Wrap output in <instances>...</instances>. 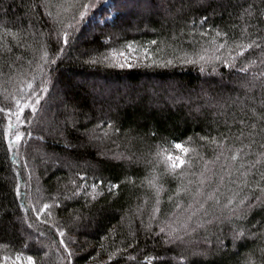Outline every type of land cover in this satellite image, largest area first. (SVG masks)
I'll use <instances>...</instances> for the list:
<instances>
[{"label":"trees","instance_id":"trees-1","mask_svg":"<svg viewBox=\"0 0 264 264\" xmlns=\"http://www.w3.org/2000/svg\"><path fill=\"white\" fill-rule=\"evenodd\" d=\"M87 1L0 0V264H264V0Z\"/></svg>","mask_w":264,"mask_h":264},{"label":"rangeland","instance_id":"rangeland-1","mask_svg":"<svg viewBox=\"0 0 264 264\" xmlns=\"http://www.w3.org/2000/svg\"><path fill=\"white\" fill-rule=\"evenodd\" d=\"M109 1L110 0H88L85 5H90V7H92L93 5L97 4L98 2H103V4H102L103 8L108 13L107 6L110 5ZM157 4H158V2H157ZM159 6H161L160 3H159ZM159 6L157 5L156 8L154 9L155 13L156 12L158 13L160 11ZM85 8L86 7H83L82 10L79 12L81 15L83 14V11ZM107 13L104 16V18H100V16H102L101 12H99L96 15L92 14L93 16H96V17L90 16L83 23L84 24H86V23L92 24V23H94V21L99 23L98 20H104L107 16ZM107 21H109V20H107ZM113 58H114L115 64L117 65L118 68H133V67L139 66L140 63H143V62L150 63V61H151V57H144L143 51H141V49H139L137 46L136 47H131V46L126 47V49H123V50H115L113 52ZM184 60H186L187 63L190 62V60H188V59H184ZM23 106L24 105L18 106L12 114H8L9 119H10L9 128H8L9 129V142L11 144L12 154L13 155L16 154V156H17L16 151H17L18 143H19V140L21 137L22 115H23V111H24ZM27 108H29V107H26L25 109H27ZM17 117H19V118H17ZM17 137H19V139H17ZM169 154H171L173 157L179 156L184 161H185L186 156H187L185 151H182L181 149H177V148L173 147L172 151L167 152L164 155L165 160L167 162L165 164L168 166H170V162L167 160V157ZM176 163H179V160H177ZM179 168H176V169H179Z\"/></svg>","mask_w":264,"mask_h":264},{"label":"snow or ice","instance_id":"snow-or-ice-1","mask_svg":"<svg viewBox=\"0 0 264 264\" xmlns=\"http://www.w3.org/2000/svg\"><path fill=\"white\" fill-rule=\"evenodd\" d=\"M85 7L88 8V7H90V5H85ZM85 14H82V17ZM0 111H2V109H0ZM17 118H19V117H17ZM17 139H19V137H17ZM174 147L177 148V149H181L182 151H185V152L187 151V149L183 148V146L180 145V144H176ZM167 160L170 162V167L173 170H175L176 168H179L182 164L185 163V161L183 159H181L179 156L173 157L171 154L168 155ZM177 160H179V163H176ZM29 261H30V264H31V258H29Z\"/></svg>","mask_w":264,"mask_h":264}]
</instances>
